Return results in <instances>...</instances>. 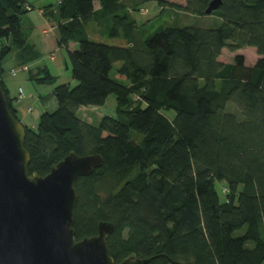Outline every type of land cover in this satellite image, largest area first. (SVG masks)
Instances as JSON below:
<instances>
[{
    "label": "trees",
    "instance_id": "trees-1",
    "mask_svg": "<svg viewBox=\"0 0 264 264\" xmlns=\"http://www.w3.org/2000/svg\"><path fill=\"white\" fill-rule=\"evenodd\" d=\"M57 1V44L68 51L77 84L54 88L57 109L41 114L35 128L25 125V148L29 173L39 176L71 153L102 156L103 166L77 181L76 240L96 236L107 222L114 225L107 242L115 263L135 256L149 264H264V0H222L211 14L222 22L210 29L153 19L139 25L133 13L156 1L160 15L170 7L208 16L213 0ZM33 9L26 0H0V39L7 40L0 82L18 120L3 64L12 52L21 69L41 59L22 25ZM90 24L127 45L91 40ZM248 47L261 56L252 67L243 55L219 61L224 49ZM30 76L40 85L58 80L48 67ZM111 95L115 117L93 126L77 115ZM218 183L226 185L224 200Z\"/></svg>",
    "mask_w": 264,
    "mask_h": 264
},
{
    "label": "water",
    "instance_id": "water-1",
    "mask_svg": "<svg viewBox=\"0 0 264 264\" xmlns=\"http://www.w3.org/2000/svg\"><path fill=\"white\" fill-rule=\"evenodd\" d=\"M221 6L213 0L206 15ZM25 138L0 82V264H149L135 256L114 262L107 242L111 223L101 222L94 237L75 238L77 181L100 169L102 156L71 153L46 176L30 175Z\"/></svg>",
    "mask_w": 264,
    "mask_h": 264
},
{
    "label": "rangeland",
    "instance_id": "rangeland-1",
    "mask_svg": "<svg viewBox=\"0 0 264 264\" xmlns=\"http://www.w3.org/2000/svg\"><path fill=\"white\" fill-rule=\"evenodd\" d=\"M29 5H31L34 9L22 17V25L25 29V32L29 34V41L32 44L37 46V49L41 52V59L34 64V69L38 66L41 67H49L51 69V73L58 78L57 85L71 83L72 86H75L77 83L71 78V71L66 69V64L69 63L68 59V51L65 48H60L56 44V37H58V21L59 17L57 15L58 9V1L57 0H26ZM169 3H175L179 5H185V0H167ZM97 7H99V3H96ZM49 7H52L51 9ZM142 10L134 12L133 17L140 25L152 20V23L156 22L157 26L163 25L164 27H199V28H217L220 26L222 20L215 15L211 16H194L187 14H180L178 11L167 7V10L160 15L161 9L158 2L153 1L150 3H146L140 6ZM51 11V16L47 18L45 15L43 16V11ZM146 10V11H145ZM145 12V13H144ZM160 15V16H159ZM159 16V17H158ZM157 17V18H156ZM156 18V19H155ZM148 26V25H147ZM53 28V29H52ZM47 30V35L43 34V30ZM87 32L89 38L93 41L105 43L113 46H121L124 43V40L119 38H111L110 31L108 28L98 27L96 24H90L87 27ZM7 45L6 39H0V49L1 45ZM75 47V46H73ZM75 47L74 50H76ZM231 52L229 50H225L223 54L224 60H232L236 55H243L245 58V64L248 66H254L257 61L261 58L258 55L257 50L255 48H244L241 51ZM15 52H12L6 59L3 64L5 72L3 75V80L6 83L7 88L10 91V97L14 98L18 95L19 86L24 90L26 98L29 99L28 108L32 107V113L23 115V118L20 116V120H22L23 125L28 126H37L39 122L40 115L45 112H53L57 109V101L54 97H50L48 93H46V97H48L47 104L44 106L42 102L38 99V92L35 88H33V84L28 79V74L23 71L21 68L16 67L17 63L15 62ZM54 56L56 58L55 61L51 60V57ZM120 63L115 64L114 69L111 73V77L116 79V70L120 66ZM11 68L17 72L16 76L11 74ZM121 83L128 85L129 82L125 79H117ZM50 88H42V92H48ZM33 96V98H31ZM39 100V101H38ZM116 97L115 95L109 96L105 105L103 106H90V107H82L77 111V115L79 118L88 122L93 126H98L101 119L105 116L115 117L116 116ZM26 110V109H25ZM27 113V112H26ZM169 118L172 119L175 116V112L171 111L166 114ZM26 116V117H25ZM217 191L219 192L221 200H224L225 194L223 190L226 189V185L224 183L217 184Z\"/></svg>",
    "mask_w": 264,
    "mask_h": 264
},
{
    "label": "crops",
    "instance_id": "crops-1",
    "mask_svg": "<svg viewBox=\"0 0 264 264\" xmlns=\"http://www.w3.org/2000/svg\"><path fill=\"white\" fill-rule=\"evenodd\" d=\"M97 8H99V7H97ZM142 11H144V10H142ZM146 11V10H145ZM145 13V12H144ZM41 14H42V12H41ZM43 16H44V14H43ZM139 24V23H138ZM140 25V24H139ZM53 29V28H52ZM43 34H45V35H47V30L46 29H44L43 30ZM123 40V39H122ZM56 44H57V37H56ZM35 45V44H34ZM58 45V44H57ZM127 44H126V42L124 41V43L121 45V46H126ZM36 46V45H35ZM73 46H75V47H77V44H74V43H71L70 45H69V50H71V51H73L74 49H75V47H73ZM37 47V46H36ZM226 49H224L223 50V52H222V55L220 56V58H219V61H221V62H223V63H232L233 61L232 60H230V61H228V60H224V58H223V54H224V51H225ZM239 51H241V50H238L237 52H239ZM41 53V52H40ZM236 52H234L233 54H235ZM42 56V55H41ZM14 57H15V62L17 63L18 61H17V59H18V57H17V54L15 53V55H14ZM40 60V59H39ZM38 60V61H39ZM51 60H53V61H55L56 60V58L54 57V56H52L51 57ZM5 62V61H4ZM37 62V61H36ZM35 64V63H34ZM34 64H31V65H29V66H27L28 68H27V70L25 71L27 74H28V79H29V81L33 84V88H35L36 90H37V92H38V99L42 102V104H44V106L47 104L46 103V101L45 100H43V98H45L46 97V93H48L49 95H52L53 94V92H54V88L57 86V83L55 84V85H53V86H51V85H40V84H37V83H35L31 78V76H30V74H36L39 70H40V68H44V67H41V66H38L37 68H35L34 69ZM68 64V63H67ZM67 64H66V69H67ZM16 65H18V64H16ZM248 66V65H247ZM16 67H19V68H21L20 66H16ZM249 67H252V66H249ZM49 68V67H48ZM50 69V68H49ZM14 70V69H13ZM10 71H12V68H11V70ZM50 71H51V69H50ZM17 75V74H16ZM16 75H14V76H16ZM37 76H39V75H37ZM57 82H58V80H57ZM44 87H46V88H50V90L48 91V92H42L41 90H42V88H44ZM20 88H22L21 86H19V88H18V93H19V89ZM8 90H9V88H8ZM24 91V90H23ZM9 94H10V91H9ZM31 98H33V96L31 97ZM13 99V103H12V105H13V107L15 108V110H16V112H17V115L19 116V118H20V116L23 118V115H25L26 114V116L29 114V113H32V112H29V109H31L32 107H29L28 108V103L30 102L29 101V99L28 98H26V96H24V98L23 99H19V94L17 95V96H15L14 98H12ZM38 100V101H39ZM26 109V110H25ZM27 112V113H26ZM25 116V117H26ZM41 116V115H40ZM21 119V118H20ZM23 120V119H22ZM21 120V121H22ZM26 125V124H25ZM26 126H28V125H26ZM28 127H30V128H35L34 126L32 127V126H28Z\"/></svg>",
    "mask_w": 264,
    "mask_h": 264
},
{
    "label": "built area",
    "instance_id": "built-area-1",
    "mask_svg": "<svg viewBox=\"0 0 264 264\" xmlns=\"http://www.w3.org/2000/svg\"><path fill=\"white\" fill-rule=\"evenodd\" d=\"M22 70H23V71H26L27 68H23ZM11 74L14 76V75L17 74V72H16L15 70H12V71H11ZM18 94H19V99H23L24 96H25V93H24V91H23L22 88L19 89V93H18ZM32 111H33L32 109H29V112H32ZM223 191L225 192L226 190L224 189Z\"/></svg>",
    "mask_w": 264,
    "mask_h": 264
}]
</instances>
